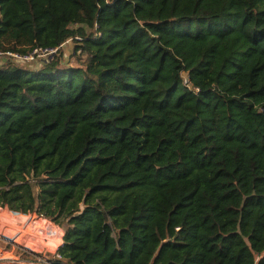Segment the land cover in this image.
Listing matches in <instances>:
<instances>
[{
    "label": "trees",
    "instance_id": "obj_1",
    "mask_svg": "<svg viewBox=\"0 0 264 264\" xmlns=\"http://www.w3.org/2000/svg\"><path fill=\"white\" fill-rule=\"evenodd\" d=\"M0 12V51L60 45L0 62V206L64 226L43 264H264V0Z\"/></svg>",
    "mask_w": 264,
    "mask_h": 264
},
{
    "label": "rangeland",
    "instance_id": "obj_2",
    "mask_svg": "<svg viewBox=\"0 0 264 264\" xmlns=\"http://www.w3.org/2000/svg\"><path fill=\"white\" fill-rule=\"evenodd\" d=\"M1 17V12H0ZM87 34L96 35V29L92 27H87ZM77 42L75 39H70L62 45V53L55 56L53 59L59 60L63 67H84L87 64V55L83 53L80 49L76 48ZM12 59L11 57H2L0 62L3 63V60ZM54 60V61H55ZM43 57H37L34 61L31 62H19L23 65H30L34 68H41ZM0 63V64H1ZM185 79H187V73L184 74ZM35 217H39L35 221ZM43 216L39 215L36 212L30 213H21L16 212L9 207L0 206V230L5 232L6 236L0 234V248L4 249L9 255H13L19 258L18 262L23 264V261L29 262V260H34L35 257L42 258L47 249V255L52 257L55 253V247H57L58 242H61V239L55 240L53 242L43 241L40 234L37 233L39 228L44 227L45 221L42 220ZM49 218V217H48ZM49 221L54 225V227H60L64 230V226L49 218ZM21 222L29 226V230H32L33 227H36L37 231H31L33 234H26L27 238L24 235H17L18 232L23 231L27 232L23 227H21ZM22 233V232H21ZM30 239V241H28ZM46 249V250H45ZM36 250V251H35ZM42 251V253H40ZM27 253V254H26ZM47 262L49 259L45 258ZM10 264V263H9ZM12 264V263H11Z\"/></svg>",
    "mask_w": 264,
    "mask_h": 264
},
{
    "label": "built area",
    "instance_id": "obj_3",
    "mask_svg": "<svg viewBox=\"0 0 264 264\" xmlns=\"http://www.w3.org/2000/svg\"><path fill=\"white\" fill-rule=\"evenodd\" d=\"M67 42V41H66ZM63 45V44H62ZM61 45V46H62ZM60 49V45L56 46V47H33V49L29 50L28 52H21V51H15V50H6V51H0V58L2 57H11L13 58L15 61L17 62H31L34 61L37 57H43V59H48L49 57L55 55L56 53H58ZM34 215H36V212H34ZM42 216V215H41ZM44 218H42V220L45 221V225L44 227L39 228V230L37 231L36 227H33L32 230H29V226L26 225L25 223L21 222V227H23L27 232H23L20 231L18 232L17 235H24L27 238L26 234H33L31 233V231L34 232V230L37 231V233L40 234L41 238L43 239V241H55V240H59L61 239V242H58L57 247H55V253L57 254V250L58 248L63 244L64 240V230L61 229L60 227H54V225H52V223L49 221L48 217L43 216ZM39 217H35V221L38 220ZM40 219V218H39ZM3 227H1L0 230V234H2L3 236L5 235V232L2 230ZM22 232V233H21ZM30 241V239L28 240ZM46 250V249H45ZM48 250V249H47ZM47 250L42 253V251L40 253H42L41 255H43L42 258L39 257H35V259L33 260H29V262L27 261H23V264H43V262H47L45 259V256L47 255ZM36 251V250H35ZM59 256V254H57ZM19 258L13 255H9V253H7L4 249L0 248V264H20V262H18Z\"/></svg>",
    "mask_w": 264,
    "mask_h": 264
}]
</instances>
